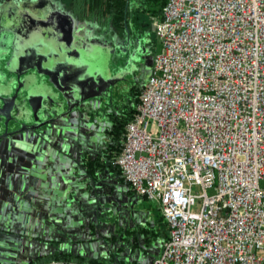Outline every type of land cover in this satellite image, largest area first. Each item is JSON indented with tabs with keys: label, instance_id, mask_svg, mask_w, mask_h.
I'll list each match as a JSON object with an SVG mask.
<instances>
[{
	"label": "built area",
	"instance_id": "2783aa9c",
	"mask_svg": "<svg viewBox=\"0 0 264 264\" xmlns=\"http://www.w3.org/2000/svg\"><path fill=\"white\" fill-rule=\"evenodd\" d=\"M153 34L113 160L166 224L150 264H264V0H165Z\"/></svg>",
	"mask_w": 264,
	"mask_h": 264
},
{
	"label": "rangeland",
	"instance_id": "374dc122",
	"mask_svg": "<svg viewBox=\"0 0 264 264\" xmlns=\"http://www.w3.org/2000/svg\"><path fill=\"white\" fill-rule=\"evenodd\" d=\"M59 1L68 3L69 0ZM128 12L132 24L146 34L147 47L152 56L159 50V43L153 34L156 16L148 11L138 13L131 4ZM127 82L128 79L122 76L111 85L114 102L119 103L125 97ZM88 117L89 120L95 118L100 122L88 121L83 115L73 116L69 120L61 118L45 133V140L22 136L0 142V221L15 226L20 232L43 236L52 232L77 237L80 235L79 224L84 225L85 237L99 236V232H113L117 247L114 250L116 260H122L121 264H150L161 246L158 231L155 234H152V229L147 232L145 224V206L148 208V204L153 205V201L128 193L125 183L106 172L94 185L89 183L88 178L77 182L73 162L59 151L61 149L73 154L75 150L90 148L103 139L102 130L108 126L109 119L103 117L101 109L90 111ZM192 192L199 193L196 187ZM9 200L21 206L20 215H11L5 204ZM198 206L196 201L191 211H197ZM44 208L61 220H53L46 227L42 226L45 212L40 214V210ZM7 216L9 219H6ZM88 222L93 227L86 226ZM137 226L145 227L146 231H139ZM121 228H128L129 231L122 232ZM134 240L136 245L130 247ZM40 245L37 244V247ZM59 248L88 257L106 256L99 240L84 241L78 245L62 242L58 244Z\"/></svg>",
	"mask_w": 264,
	"mask_h": 264
},
{
	"label": "water",
	"instance_id": "95a60500",
	"mask_svg": "<svg viewBox=\"0 0 264 264\" xmlns=\"http://www.w3.org/2000/svg\"><path fill=\"white\" fill-rule=\"evenodd\" d=\"M26 1L29 2L28 5L24 4ZM37 1L15 0L8 7L7 19L3 18L5 8L0 2V142L12 141L22 136L45 140V133L61 118L69 120L73 116L83 115L88 121L100 122L95 118L89 120L88 113L97 110L100 98H109L111 85L122 78L118 74L120 69L114 74L110 68L115 42L103 45L92 43L87 38L83 21L77 20L70 13L55 8L48 20L41 16L35 21L38 24L33 22L32 27L24 22L26 17L20 14L21 9H28L27 14L35 19L36 14L29 12V7ZM17 21L22 24V29L27 30L24 34L15 25ZM140 52L144 54V50ZM142 57L145 59L143 64L146 65L147 55ZM108 127L109 124L102 130L103 139L90 148H80L73 154L59 149L73 162L77 182L88 178L89 183L94 185L102 177V173H98L100 176L95 178L87 175L84 155L103 145ZM48 144L58 149L51 142ZM5 204L11 215H20L21 206L16 202L9 200ZM43 212L45 220L42 226L46 227L53 220H61L60 217H53L49 209H41L40 214ZM87 225L92 226V223L88 222ZM78 226L80 235L77 237L52 232L44 236L38 233H17L26 237L31 245L35 242L44 249L53 248L58 251L64 250L57 249L62 242L78 245L84 241L99 240L106 252L104 257L111 256L115 259L114 250L117 247L115 248L113 232H99V236L85 237L84 225ZM0 230L9 231L3 228ZM112 234L113 239L110 238Z\"/></svg>",
	"mask_w": 264,
	"mask_h": 264
},
{
	"label": "trees",
	"instance_id": "16d2710c",
	"mask_svg": "<svg viewBox=\"0 0 264 264\" xmlns=\"http://www.w3.org/2000/svg\"><path fill=\"white\" fill-rule=\"evenodd\" d=\"M72 11L78 18H87L90 13L92 18L96 19L99 25H104L109 30L112 27H119L122 21L129 16L128 7L134 5L135 11L141 13L148 11L160 18L161 8L165 0H70ZM151 59V56H150ZM150 72V68H149ZM141 87L137 88L134 97L127 100L120 106L118 114L109 118V127L106 129V139L103 145L96 151L84 155V168L91 178H95L98 173L102 175L106 172L109 176L114 177L128 187V193H133L130 186L123 180L120 169L113 163L115 155L119 152L125 124L130 120L131 114L135 109L138 101V94ZM101 175V176H102ZM139 231H146L145 227L137 226ZM122 232H128V228H122ZM114 234L110 236L113 239ZM136 241L130 243L134 247ZM117 250V249H116ZM59 259L65 262L87 263V264H121L122 260L113 259L111 256L106 260L103 258L88 257L79 254L59 251L52 253L50 259Z\"/></svg>",
	"mask_w": 264,
	"mask_h": 264
},
{
	"label": "flooded vegetation",
	"instance_id": "af4514ba",
	"mask_svg": "<svg viewBox=\"0 0 264 264\" xmlns=\"http://www.w3.org/2000/svg\"><path fill=\"white\" fill-rule=\"evenodd\" d=\"M5 8L3 10V18H9L8 7L12 6L15 3V0H0ZM28 5L29 2L24 3ZM55 8H61L62 10L70 13L73 17H76L77 20L83 21L86 27V35L89 41L92 43H97L100 45L107 44L111 42L114 45L113 58L110 63V68L115 74L120 69V75L128 79L127 87L125 91V97L116 103L113 101V86L109 92V98H100L97 102V109H101L103 117L109 119L115 114H118L120 106L127 100L134 97V93L137 88L141 87L148 75L149 68L151 65V59L149 54V49L147 47V36L145 33L140 32L137 26L133 25L129 18L122 21V25L119 27H112L109 30L104 25H99L96 19L92 18L89 13L87 18H78L75 14L68 11L62 2L59 0H38L35 5L29 7V12L36 14V18L32 19L27 14L28 9H21L20 14L24 18V22L28 25H32L33 22L37 21L41 16L48 20V17L51 14H54ZM13 10V7H11ZM28 12V13H29ZM28 18V20H27ZM50 18V17H49ZM38 24V22H35ZM20 22H16L15 25L19 26V30L24 34L27 30L22 29ZM32 27V26H31ZM144 50V54L140 51ZM143 55H147L146 65L143 64L144 58ZM140 59H143L140 62ZM146 58V57H145ZM117 82V81H116ZM115 82V83H116ZM113 83V84H115Z\"/></svg>",
	"mask_w": 264,
	"mask_h": 264
},
{
	"label": "crops",
	"instance_id": "0c3cea01",
	"mask_svg": "<svg viewBox=\"0 0 264 264\" xmlns=\"http://www.w3.org/2000/svg\"><path fill=\"white\" fill-rule=\"evenodd\" d=\"M63 5L68 11L73 13L70 0L68 1V3L63 1ZM134 7L135 6L133 5V8ZM140 198L144 199L142 197ZM153 203L154 204H151V206H149V204L147 205L148 208L151 209V211L145 206V209H147V218L145 220V224L148 228L147 232L152 229V234H155L156 231H158L157 234H159L162 244L163 240L166 237V224L161 216L157 204L154 201ZM150 222H152V224H150ZM0 228L9 230H0V264H35L37 262L50 259V255L52 253L59 252L56 249L53 250V248L44 249L41 246L37 247V244H35V242L33 245H31L26 237L17 233L20 230H18L15 226H10L8 224H5L4 222H0ZM115 231H118V229H116ZM63 251L69 252L68 250ZM159 251L160 249L158 250V252ZM158 252L156 253V255L158 254ZM98 258H103L106 260L107 257L105 258L104 256H99Z\"/></svg>",
	"mask_w": 264,
	"mask_h": 264
}]
</instances>
